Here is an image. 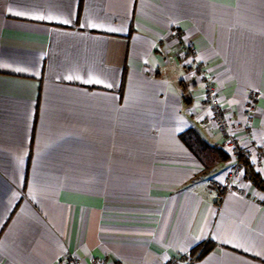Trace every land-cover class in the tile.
I'll use <instances>...</instances> for the list:
<instances>
[{
	"label": "crops",
	"instance_id": "1",
	"mask_svg": "<svg viewBox=\"0 0 264 264\" xmlns=\"http://www.w3.org/2000/svg\"><path fill=\"white\" fill-rule=\"evenodd\" d=\"M229 136L264 178V0H0V264H264V191L209 183Z\"/></svg>",
	"mask_w": 264,
	"mask_h": 264
},
{
	"label": "built area",
	"instance_id": "2",
	"mask_svg": "<svg viewBox=\"0 0 264 264\" xmlns=\"http://www.w3.org/2000/svg\"><path fill=\"white\" fill-rule=\"evenodd\" d=\"M185 56L188 58L193 56V52L189 53V50ZM191 66L194 67L195 60L190 59ZM204 85V100L211 107V122L212 124L220 130L228 131L229 128V113L223 107L220 99H219V90L216 84L206 75L205 72H202L199 76ZM258 96L257 92H253L252 95L248 97L247 107H246V115L248 120H252V115L250 113V109L253 105L254 99ZM225 147L232 154V164L226 170L224 177L221 179H211L209 181L210 185L215 191L216 203L219 205L225 198L228 193L234 192L238 190V180L244 175L243 165L239 162L236 157V152L239 150L236 145L235 140L229 136L225 140ZM261 154L264 156V144L262 146ZM175 263H186L184 257H179L177 259L169 260L163 264H175ZM59 264H80L77 258L72 256H68L65 259L61 260ZM94 264H103L101 260L97 259Z\"/></svg>",
	"mask_w": 264,
	"mask_h": 264
},
{
	"label": "trees",
	"instance_id": "3",
	"mask_svg": "<svg viewBox=\"0 0 264 264\" xmlns=\"http://www.w3.org/2000/svg\"><path fill=\"white\" fill-rule=\"evenodd\" d=\"M182 140L188 146V148L195 153L205 163V158H209V155L216 151L219 152L223 160H229L230 157L226 152L221 150L217 145H210L206 142L201 135L193 128L188 129L181 135ZM236 157L243 165L245 178L253 183L256 187L264 191V178L261 174L255 170L248 155L241 149L236 152ZM215 246V243L208 242L200 244L195 251L200 250L199 256H203L210 252Z\"/></svg>",
	"mask_w": 264,
	"mask_h": 264
},
{
	"label": "rangeland",
	"instance_id": "4",
	"mask_svg": "<svg viewBox=\"0 0 264 264\" xmlns=\"http://www.w3.org/2000/svg\"><path fill=\"white\" fill-rule=\"evenodd\" d=\"M190 65V64H189ZM212 154V153H211ZM209 155V158H207V161H209V163L212 162L213 159H215V156L214 155Z\"/></svg>",
	"mask_w": 264,
	"mask_h": 264
}]
</instances>
